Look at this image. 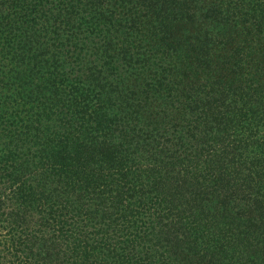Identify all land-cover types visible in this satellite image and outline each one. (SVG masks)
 Returning <instances> with one entry per match:
<instances>
[{"label":"trees","instance_id":"16d2710c","mask_svg":"<svg viewBox=\"0 0 264 264\" xmlns=\"http://www.w3.org/2000/svg\"><path fill=\"white\" fill-rule=\"evenodd\" d=\"M0 264H264V0H0Z\"/></svg>","mask_w":264,"mask_h":264}]
</instances>
